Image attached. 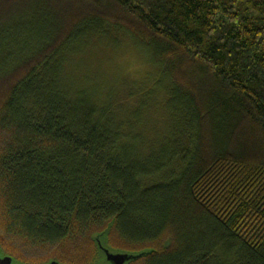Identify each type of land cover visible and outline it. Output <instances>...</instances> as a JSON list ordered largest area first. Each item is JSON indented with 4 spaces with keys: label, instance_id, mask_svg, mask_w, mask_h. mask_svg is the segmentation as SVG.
I'll list each match as a JSON object with an SVG mask.
<instances>
[{
    "label": "trees",
    "instance_id": "obj_1",
    "mask_svg": "<svg viewBox=\"0 0 264 264\" xmlns=\"http://www.w3.org/2000/svg\"><path fill=\"white\" fill-rule=\"evenodd\" d=\"M121 34L148 88L75 73ZM107 228L131 264H264V0H0V252L100 264Z\"/></svg>",
    "mask_w": 264,
    "mask_h": 264
},
{
    "label": "rangeland",
    "instance_id": "obj_2",
    "mask_svg": "<svg viewBox=\"0 0 264 264\" xmlns=\"http://www.w3.org/2000/svg\"><path fill=\"white\" fill-rule=\"evenodd\" d=\"M121 35L118 47L109 48V46H114V41L105 40L104 43L107 42L108 47L103 52L96 55L95 49L90 50L85 61L76 64L78 67L75 69V73L77 74L78 70V75L92 76L96 72L100 81L105 85L114 84L120 80L126 81L128 84L139 83L149 87L156 82L160 77L159 71L153 68L136 44L123 34ZM104 43L102 42L103 45ZM97 47L99 50L101 49V45ZM6 55L10 56V53ZM97 80L99 81V79ZM156 89L162 90L161 88ZM160 92V96L164 98L165 93ZM137 98L140 100L139 96ZM150 111L152 116L159 115L158 111Z\"/></svg>",
    "mask_w": 264,
    "mask_h": 264
},
{
    "label": "water",
    "instance_id": "obj_3",
    "mask_svg": "<svg viewBox=\"0 0 264 264\" xmlns=\"http://www.w3.org/2000/svg\"><path fill=\"white\" fill-rule=\"evenodd\" d=\"M108 228L101 234L94 236L93 240L96 245L97 251L101 256L100 264H131L142 257L147 256L149 251H141L138 253H130L123 251H116L108 248L105 244V238L108 234ZM0 264H20L16 263L12 258L2 255L0 252ZM45 264H58L55 261H49Z\"/></svg>",
    "mask_w": 264,
    "mask_h": 264
},
{
    "label": "snow or ice",
    "instance_id": "obj_4",
    "mask_svg": "<svg viewBox=\"0 0 264 264\" xmlns=\"http://www.w3.org/2000/svg\"><path fill=\"white\" fill-rule=\"evenodd\" d=\"M133 71H135V69H133ZM127 74V73H126Z\"/></svg>",
    "mask_w": 264,
    "mask_h": 264
}]
</instances>
